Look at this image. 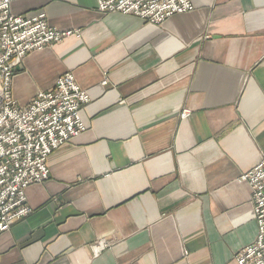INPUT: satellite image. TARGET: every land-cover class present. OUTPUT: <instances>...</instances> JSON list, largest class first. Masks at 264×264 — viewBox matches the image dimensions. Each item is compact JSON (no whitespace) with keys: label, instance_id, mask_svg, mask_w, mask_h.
Listing matches in <instances>:
<instances>
[{"label":"crops","instance_id":"0c3cea01","mask_svg":"<svg viewBox=\"0 0 264 264\" xmlns=\"http://www.w3.org/2000/svg\"><path fill=\"white\" fill-rule=\"evenodd\" d=\"M190 2L160 26L97 0L11 5L78 31L25 56L17 104L65 73L90 102L26 189L32 213L0 234V264H237L254 243L240 178L264 160V0Z\"/></svg>","mask_w":264,"mask_h":264},{"label":"built area","instance_id":"2783aa9c","mask_svg":"<svg viewBox=\"0 0 264 264\" xmlns=\"http://www.w3.org/2000/svg\"><path fill=\"white\" fill-rule=\"evenodd\" d=\"M17 1L0 0V234L32 213L26 189L47 180L49 155L86 130L80 109L89 102L70 73L61 75L52 91L39 92L24 107L13 99V71L25 56L71 34L78 36V31L50 28L44 13L13 15L10 6ZM192 10L190 0H97V11L102 14L134 16L151 25ZM241 179L251 189L257 236L235 260L237 264H264V160ZM104 247L100 243L95 250Z\"/></svg>","mask_w":264,"mask_h":264},{"label":"rangeland","instance_id":"374dc122","mask_svg":"<svg viewBox=\"0 0 264 264\" xmlns=\"http://www.w3.org/2000/svg\"><path fill=\"white\" fill-rule=\"evenodd\" d=\"M19 1H21V0H19ZM19 1H17V2H19ZM17 2H15V3H17ZM14 4V3H13ZM12 5V4H11ZM10 11H11V6H10ZM11 13H12V11H11ZM13 15H15L14 13H12ZM19 16H26V15H19ZM141 20V19H140ZM145 23V22H144ZM145 24H148V23H145ZM148 25H151V24H148ZM152 26H160V25H152ZM72 35H75V34H71V35H69V36H72ZM69 36H67V37H69ZM75 36H77V35H75ZM67 37H65V38H67ZM65 38H63V39H65ZM60 42H62V41H60ZM60 42H58V43H60ZM54 44H57V43H54ZM54 44H52V45H54ZM52 45H50V46H52ZM50 46H48V47H50ZM44 49V48H43ZM42 49V50H43ZM38 51H40V50H38ZM33 52H36V51H33ZM33 52H30V53H33ZM22 62H23V60H22ZM22 62L19 64V66H17L15 69H14V71H13V75H12V80H13V78H14V76H15V74L18 72V69L21 67V65H22ZM11 86H12V81H11ZM10 89H11V87H10ZM86 92V91H85ZM88 95V94H87ZM89 102H90V98H89ZM88 102V103H89ZM88 103H86V104H84L81 108H83L85 105H87ZM81 110V109H80ZM189 115V112L188 111H183L182 113H181V118H185V117H187ZM75 138V137H74ZM73 139V138H72ZM70 141V140H69ZM68 141V142H69ZM67 143V142H66ZM65 144V143H64ZM63 145V144H62ZM61 145V146H62ZM60 147V146H59ZM58 147V148H59ZM243 176V175H242ZM241 176V177H242ZM240 180L241 181H243L241 178H240ZM243 182H246V181H243ZM248 183V182H247ZM249 185V184H248ZM250 187V186H249ZM251 190V189H250ZM252 194V193H251ZM27 199V198H26ZM252 204H253V198H252ZM245 248V247H244ZM243 249V248H242ZM241 249V250H242ZM240 252V251H239ZM236 261V260H235Z\"/></svg>","mask_w":264,"mask_h":264}]
</instances>
